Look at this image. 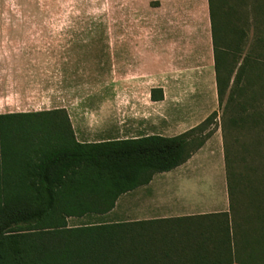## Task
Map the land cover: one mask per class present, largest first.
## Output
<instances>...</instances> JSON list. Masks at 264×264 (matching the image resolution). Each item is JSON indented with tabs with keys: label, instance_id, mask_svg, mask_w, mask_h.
<instances>
[{
	"label": "trees",
	"instance_id": "obj_1",
	"mask_svg": "<svg viewBox=\"0 0 264 264\" xmlns=\"http://www.w3.org/2000/svg\"><path fill=\"white\" fill-rule=\"evenodd\" d=\"M208 12L216 97L238 134L224 153L232 197L264 184V0ZM200 129L80 144L64 111L0 114V264H245L227 214L68 224L184 164L209 138Z\"/></svg>",
	"mask_w": 264,
	"mask_h": 264
},
{
	"label": "crops",
	"instance_id": "obj_2",
	"mask_svg": "<svg viewBox=\"0 0 264 264\" xmlns=\"http://www.w3.org/2000/svg\"><path fill=\"white\" fill-rule=\"evenodd\" d=\"M32 5L33 0H0V114L64 111L74 139L80 144L152 135L174 137L196 126L183 129L182 121H166L165 116L151 114V106L165 100L163 97L161 101H152L151 91L160 89L163 93V86L147 89L145 107L137 103L138 97L132 99V114L138 116L130 117L127 113L122 120L123 109L118 105L122 94L143 93L141 87L112 86L115 96L111 101L88 113L81 25L54 20L46 26L47 40L40 41L42 34ZM155 9L165 35L171 31L177 37L183 31L210 29L208 0H157ZM172 44H179L177 38L165 39L164 46ZM187 76H195L189 79L192 83L187 90L193 92L197 87L193 80H199V75ZM173 78L185 81L186 76L182 73ZM212 80L215 83L214 73ZM175 86L182 91L181 84ZM213 154L208 139L184 164L154 175L148 185L127 193L134 203L147 205L151 199L157 206L154 217L139 216L134 221L227 214L232 233L238 235L239 259L245 264H264V184L256 183L252 189L240 182L238 193L230 197L225 157L219 151L216 164ZM150 191L153 196H149ZM168 206L174 212H167ZM136 211L137 216L141 210Z\"/></svg>",
	"mask_w": 264,
	"mask_h": 264
},
{
	"label": "rangeland",
	"instance_id": "obj_3",
	"mask_svg": "<svg viewBox=\"0 0 264 264\" xmlns=\"http://www.w3.org/2000/svg\"><path fill=\"white\" fill-rule=\"evenodd\" d=\"M38 2L37 4L33 0L32 6L33 11L37 12L40 35L42 34L40 41L47 40L46 26L54 20H70L72 24L81 25L80 47L87 73L88 113L97 109L100 104L111 101L115 96L112 94V86L143 88V93L121 95L118 107L123 109L120 114L121 119L125 120L127 113L130 117L134 115L132 99L138 97L140 100L137 103L145 107L147 89L163 86L162 96L165 100L160 105L151 106L154 107L150 110L152 115L165 116L166 121H182L185 124L183 129L194 125L200 127L195 135H209L210 147L214 151L213 162L216 164L220 157L219 151L222 150L223 155L225 151H232L233 137L238 134L228 123L230 116L228 111H224V104L219 106L217 101L215 83L212 80L214 72L209 28L183 31L177 37L171 31L165 35L160 29L155 9L157 0ZM175 38L179 42L177 46H164L165 39ZM65 70L67 72V67ZM182 73L186 76V82L174 80L175 75ZM187 73L199 75V80L198 77L193 80L194 86H197L193 92L187 90L192 83V80L189 83V79L195 76L188 77ZM164 78L169 82H164ZM175 84L182 85L181 92ZM148 194L154 195L151 191ZM137 208L142 212L136 216ZM156 208L151 199L149 204L144 205L142 202L134 203L130 196L123 195L109 214L96 219H69L68 224L78 226L88 222H131L139 216L154 217ZM166 211L174 212V209L168 206Z\"/></svg>",
	"mask_w": 264,
	"mask_h": 264
}]
</instances>
